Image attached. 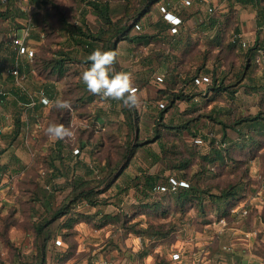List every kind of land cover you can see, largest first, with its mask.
Segmentation results:
<instances>
[{"label":"trees","instance_id":"obj_1","mask_svg":"<svg viewBox=\"0 0 264 264\" xmlns=\"http://www.w3.org/2000/svg\"><path fill=\"white\" fill-rule=\"evenodd\" d=\"M15 1L16 0H6L7 6L4 11L0 12L1 18L5 20H15L16 16L25 17L26 13L20 8L16 9L18 11L17 15L12 14ZM30 1L37 4L42 0ZM79 1L85 4L88 8V12H91L96 17L98 26L93 28L87 22L86 14L88 12L86 10L81 22H79L80 24L69 26L66 25L67 21L62 19L63 27L69 28L67 40L69 41L68 47L70 50H60L53 58L46 61L44 60L39 68L40 81L42 82L36 84L39 85V90H44L51 100L56 99L58 92L54 81L63 80L65 75L69 77H80L81 73L90 66L87 56L96 48L113 50L118 53V44L121 41L146 46L160 40V31L155 33L143 31L142 27L144 26L142 20L148 16L156 3L164 1L167 6H169L168 3L170 2V0H139V4L135 5L132 1L127 0L120 5H113L110 1L103 0ZM194 2L198 4H208L209 8H212V11L208 8L207 14L204 16L206 17L205 19L211 21L208 25V29L212 28L214 26L213 19L216 18L214 15L215 8L213 6L215 0H195ZM190 4L193 6V1H191ZM160 11L162 13L161 7ZM199 12H201L200 8L198 10L187 11L186 15L182 13V17L196 16L195 14ZM226 20H228V18H226ZM137 25L140 26L139 29H137ZM157 25H160L164 30H168L169 25V30L171 31L169 23L165 25L164 22H158ZM223 30L225 31L222 26L219 30L220 33H217L213 38L206 39L205 52L207 54L214 48L219 49L214 59V63L219 67L224 63L226 58L224 54L225 49H234L239 46L245 50L246 63L240 69L236 80L230 83H226L225 75L218 76L215 69L204 70L205 65H207L206 54L204 60L206 62L198 64L197 67L191 71L184 72L181 68L182 57L190 51L191 47L197 45L199 40L193 41L190 37L185 38L184 35L181 34L182 31L180 28L176 33L171 32L167 42L171 52L165 54L164 60L173 63V65L168 67V71L164 76L157 77V81L165 85L164 88L160 89V97L163 99V102L157 105L158 109L156 113L147 116L150 117V119L152 118V131L154 133L152 143H157L159 151L149 148L147 145H152L150 142L147 143V141L141 140L138 131L141 114L137 106L129 108L122 104V109L126 111L125 114L128 119L126 123L128 127V132L125 136L126 140L124 142L121 141L120 135L116 134L107 133V135L103 137L106 141L113 143L111 149L113 148L116 153L115 158L112 156H108V158H106L107 156L105 157L104 168H101L100 163L96 162L95 159V165L97 166L96 172L93 167H88L83 164L85 166L84 172L78 173L76 172V165L81 163L80 160L76 162L67 161L64 160L65 157L60 153L54 155L52 152L47 156H43V160L49 164L47 167L51 170L50 175L52 176V181L58 176L65 177V182L62 186H55L54 184L53 187H55L56 190L58 189L57 187H59V189H69L70 191L61 203L62 206L55 208L51 206V209L42 213L39 221L34 223L38 255L35 257L33 264H47L46 254L48 247L51 243L57 245L56 241L60 240L58 239L59 236L61 237V242L66 241L72 243L74 235L77 233L75 226L82 222L88 224L92 223L91 225L100 231H104L110 225H117V228H122L125 231V235L132 233L141 239L148 237L150 241L155 243L156 240L154 239L156 238L159 240L171 238L175 230L169 228L164 231L163 228H155L154 225L144 226L142 220L138 219L139 215L157 214L161 217H166L170 214H178L183 218L189 210L194 209V217L199 223H204L208 219L207 216L210 211H214L219 218L225 216L228 210L237 203L242 190L240 189L239 181L229 183L225 188H221L219 192H214L210 186L203 189L201 179H204V177L215 179L220 176L221 172L231 173L244 167L248 159L252 158V154L258 151L262 146L257 143V137L264 138V110L260 109L255 114L236 116L232 120H223L220 119V113L199 112V107L193 105L187 108L185 112L191 115L197 113V115L191 116L192 118L184 119L177 115L168 118L166 115L170 109L177 106L178 102H191L197 96H205L204 90L200 88V85H207V91H214L215 94L209 98L210 101L217 99V97L225 91L230 93V95H234L237 92L240 80L243 79L245 71L250 67L248 61L253 58L260 48L257 46V40L252 45L246 43L243 45L238 34H234L231 37V42L228 43L224 40V35L222 34ZM65 54H74L75 58L80 57L82 60L79 62L84 63L83 68H81L82 70L76 71L74 69L71 71L69 67L71 63L73 65L74 61H72V58H65L63 56ZM9 56L10 60L16 63L18 57L17 50H11ZM19 65L20 77L25 81L28 79V76L31 75L35 67H33L29 61L19 63ZM113 67L115 71L121 72L118 66V56L117 62ZM0 71L1 73L4 72V68L0 67ZM45 71H49L53 79H49L45 76ZM203 76H209L211 80L204 84L196 83V79H201ZM9 77L12 79L15 78L11 73ZM76 88L77 89L68 86L66 89L67 94L69 92L71 94H76H74L75 97L71 101L74 110L75 108L85 106V104L92 102L95 97V95L87 90L86 85L81 79L77 81ZM12 90H14L16 94L14 104H18L20 101L28 102L30 100L28 94L22 91V88H13ZM3 94L4 93L0 91V99L5 98ZM85 94L89 95L88 99H84ZM161 103L164 105L163 107L160 105ZM46 106L48 105H45L39 100V97H37L36 104L29 109L31 119H36ZM50 108L52 111L56 110L58 113L60 112V124L67 126L68 112L66 110L61 111L54 109L52 106ZM231 112L229 111L228 113ZM202 117H208L209 119H207L212 124H219L221 128V134L219 136L201 133L200 139L198 140L199 142L197 143H202L203 140L209 141L206 152L200 151L197 148L194 150L190 149L188 155H183V152L174 150V148L177 147L176 143H172L171 146L166 144L163 139L164 133L169 135H181L183 132L188 131L192 132L193 135H197L195 130H192V127L194 128ZM25 127V120L17 116L14 123V130L12 131L13 135L10 136V142L19 139ZM200 130L202 131V129ZM118 132L119 134L121 133V127ZM229 132L234 135H231ZM91 135H93V133ZM99 136L103 135L100 134ZM117 139L119 142H117ZM8 150L7 146H4L3 150L0 151L1 174H3V172L7 173L13 162H16V164L22 167V159L17 156L15 152L13 154L14 160L3 161L2 157ZM139 150H143V155L147 164L146 167L144 165L141 166L142 164L140 161L136 160ZM234 153L244 155L237 157L233 155ZM195 158L199 159L200 168L190 175L187 171L194 165ZM132 160H135L137 164H134L130 169L129 172L132 174H125ZM156 163L162 165L161 170L167 168L173 171L174 177L172 176V178L178 182L176 189L171 188V177L168 178L160 172H150L147 169ZM138 164L140 166H138ZM134 167H136L138 172L134 170ZM182 180L188 183V185H180L179 182ZM97 181L105 185L101 190L97 189L95 186H91ZM113 186H115L114 193H117L118 208L115 212H107L102 208V204L105 202L99 195L111 189ZM161 186H166L167 189L162 191L160 190ZM129 190H133L132 196H129V198L131 197L130 204H132L133 208L132 213L124 212L127 202L125 198L129 195ZM46 197L51 200L53 194L50 193L45 195V198ZM41 199L42 198L37 197L34 198V201H40ZM83 202L86 203L87 206H90L93 211L83 208L79 209V204ZM69 247L70 249L66 252H56L55 260L58 263H62L64 259L72 255L73 250L71 245ZM187 254L186 251V255L184 254L186 258L188 257ZM18 255L20 256V254ZM170 261L173 262L171 256ZM165 262L166 260L163 259V261L158 264H165Z\"/></svg>","mask_w":264,"mask_h":264},{"label":"rangeland","instance_id":"obj_2","mask_svg":"<svg viewBox=\"0 0 264 264\" xmlns=\"http://www.w3.org/2000/svg\"><path fill=\"white\" fill-rule=\"evenodd\" d=\"M103 1H110L113 5H120L127 0ZM130 1L135 5L139 4V0ZM6 6V0H0V12L4 11ZM13 8L12 14L17 15L18 11L16 9L20 8L26 13V15L25 17L16 16L15 20H5L0 17V67L4 68L5 71L4 76L0 71V91L5 95L4 99H0V151L3 150L4 146H7L10 151L5 152L2 157L3 161L14 160L13 154L15 152L24 163H22V167H20L16 162H13L7 173L3 172V174H1L0 172V264H14L16 261L13 259V253L16 255L21 253L29 254V258H31V254H33L34 251V244L32 246V242H35L37 239L34 232V223L38 222L42 215V205L38 203V201L34 205V198H44L45 195L52 193L53 197H51L50 204L55 208L62 206L61 203L64 201L66 194L68 193V190H62L59 189V187H57L58 189L56 190V188L53 187L54 184L55 186H62L65 181H63L64 179L62 177L52 181V176L50 175L51 170L47 167L49 164L43 160V154L41 151L43 140L46 137L47 139L53 140V138H50L46 134L47 126L50 123H54L49 109L45 112L46 116L43 119L39 118V121L36 123L35 128L38 127V131L34 129V132H31L32 130L29 131L28 129L24 132L26 135L10 142V136L13 135V132L11 133L9 130H14L16 117L19 116L22 118L25 115L24 113L27 112L22 104L23 102L14 104L16 94L12 89H20V84H22L24 88L29 87L32 91L37 90L36 84L41 80L39 68L40 65H42V62L53 58L60 50H70L68 47L69 41L67 40L69 28L63 27L62 19L67 21L66 25L69 26L80 24L79 22H81L85 10L88 12L87 6L79 0H42L37 4L32 3L30 0H16ZM86 20L91 27L95 28L98 26L97 19L91 12L86 14ZM149 20L148 16L147 21L150 22ZM147 21L146 27L148 24ZM16 40H19V42L23 40V45L27 47L28 50L33 51V54L29 55L28 52H22L20 45L19 43H16ZM13 49H16L18 54L16 63L11 61L9 56V52ZM224 54L227 56V63L225 66L227 70L230 67L236 69L246 63L245 50L239 46L230 50V52L224 51ZM206 55L207 62H213L216 58L212 50ZM63 56L65 58L73 59L72 61H74V63L73 65L71 63L69 67L71 68V71L74 69L76 71L82 70L81 68H83L84 63L79 62L82 60L80 57L75 58L74 54H65ZM262 60L259 61L261 66H263ZM26 61H29L35 68H33V72H31V75L27 80L23 81L19 77L18 80H20L21 83L18 84L17 80H12V78L9 77V69ZM255 64L254 74L256 76H261L260 65H258L259 63L257 62ZM44 75L49 79H53L49 71H45ZM80 79V77H69L68 75H65V78L61 81L66 85V88L67 86H70L77 89L76 83L77 81H80ZM74 94L75 93L71 95L74 96ZM238 98L239 100L235 102V106L237 103H240V105L234 107L231 113L222 115L223 118H229L232 120L236 116H240L243 110H246L247 112H252L254 110L255 112L256 107L245 106V104H249L252 97L244 94V89L238 93ZM218 103L226 108L228 106L227 99L221 98ZM187 108H189V105L184 102H179L177 106L172 109L170 114H178V117L184 119H189L197 115V113L193 115L185 113ZM261 109L264 110V104L261 106ZM209 110L210 106H205L204 110L202 109L200 112L209 113ZM207 118L208 117H202L200 122L195 125L194 128L192 127V130H195L197 135H193L192 132L188 131L183 132L181 135H169L164 133V141L169 146H171L172 143H176L177 147L174 148V150L183 152V155H188L190 149L194 150L197 148L200 151L206 152L209 141L203 140L202 143H197L199 142L198 140L200 139L201 133L216 135L220 130V127L218 128L216 125L210 124L208 121L209 118ZM152 126V118L150 119V117L145 116L142 125L139 124L138 131H140L142 141H147V143L150 142L152 144L147 145L149 148H156L158 147L157 144L152 143L154 135ZM3 127L5 130H3ZM200 129H202V131ZM116 131L118 132V130ZM127 132L128 127L122 126L121 133L119 134L121 141L124 142L126 140L125 136L127 135ZM68 139L69 138H67V140ZM117 142H119L118 139ZM93 143H96V139L93 140ZM105 143L106 144L102 145V147H98L101 148L99 156L102 157L101 160L104 161L106 156V158H108V156H112L113 158L116 157L115 150H113V148L111 149L113 143L109 141H106ZM257 143L262 146L258 151H255L254 154H252V158L248 159V168L242 167L231 173L221 172L220 176L215 179L204 177V179H201L203 189L210 186L214 192H219L221 188H225L229 183L241 182L243 179L248 178H250L249 181L253 184L257 185L260 182L262 183V181H264V138L257 137ZM96 147L97 146L92 144L89 149L93 151V149H97ZM233 155L240 157L242 154L234 153ZM136 160L140 161L142 164L141 166H147L143 150H139ZM25 164H28V166ZM138 166L140 165L138 164ZM161 168L162 165L159 164L147 169L151 172L159 171L162 175L168 178L172 176L174 177L172 170L167 168L161 170ZM199 168V159L195 158L194 165L187 172L191 175L196 170H199ZM134 170L138 172L136 167H134ZM77 172H81V169L79 168ZM249 173L250 176H248ZM91 186H95L97 189L101 190L105 185L98 183L97 181ZM250 188L251 190H255L254 187ZM247 191L248 194L251 193L248 189ZM114 192L115 186L99 195V197L105 202L102 204V208L107 212H115L118 208L117 193L115 194ZM132 192V190H129V196H132ZM126 198L128 199V197ZM127 202L124 212L132 213L133 208L132 204H130L131 201L128 200ZM78 208L93 211L90 206H87L84 202L80 203ZM247 208L249 209L250 214L251 210L249 207ZM256 210L258 209H254V211ZM138 219L142 220L144 226L154 225L155 228L160 227L163 228L164 231L173 228L175 233L167 240H159L156 238L154 239L156 240L155 243H153L148 237L138 239L136 236H126L121 233L117 228V225H110L104 231H99L98 229L94 230L92 228V223L90 225L84 224L82 229H80L81 235H76V240L80 241L78 249L81 251V248H86V246L82 244V240H97L98 242L112 241L113 246L116 245L117 241H125L128 242V245L127 243H124L123 248L119 249V251H129V255L125 257L127 260L122 264H158L163 261V259L166 260L165 264H176L170 261L171 253L179 251L186 255L185 249L190 250L195 244V240L188 236L190 232L198 229L197 227L201 225L194 217V209L189 210L183 218L178 214H170L166 217H161L157 214H142L138 216ZM85 236L86 238H83ZM184 241L185 244H183ZM56 243L57 245H61L60 240L59 243L57 241ZM19 251H21V253H19ZM29 260L26 259V261H19V264H28L30 262Z\"/></svg>","mask_w":264,"mask_h":264},{"label":"crops","instance_id":"obj_3","mask_svg":"<svg viewBox=\"0 0 264 264\" xmlns=\"http://www.w3.org/2000/svg\"><path fill=\"white\" fill-rule=\"evenodd\" d=\"M185 1L186 0H170L168 3L170 7L167 6L164 1L156 3L152 11L148 14L150 22L147 21L148 16L142 20L144 32L155 33L160 31L159 36L161 39L157 42L146 46L131 44L127 41H121L118 44V66L120 67V71L130 72L132 74L134 86L139 97V104L137 105V108L141 114L140 124L142 125V121L145 119V116H150L156 113L158 109L157 105L160 102H163V99L160 97V89L164 88L165 85L164 83L158 82L157 77L164 76L168 71V67L173 65V63L164 60L165 54L171 52L167 45L171 31L169 30L167 20L164 18V13H161L160 11V7L162 5H165L170 12L176 14L182 19V23L179 25V28L182 31L181 34L184 35L185 38L190 37L193 41L199 40V43L191 47L190 51L186 54L184 53L185 55L182 57L181 68L184 72L191 71L197 67L198 64L206 62L204 61L206 54L205 41L207 38H213L217 33H220L219 30L222 28V26L225 29V31L223 30L222 32L224 35V40L228 43L231 42V37L234 34H238L241 41L249 45L254 44L257 40V46H259L260 49H258L253 58L248 61L250 67L245 71L244 77L242 80H240V83L238 84V90L234 95H230V93L225 91L219 95L217 99L210 101L209 98L215 94L214 91H207V85H200V88L204 90L205 96H197L191 102L181 101L189 105V107L193 105L195 107H199V112L202 109L204 110L205 106H210V110L208 111L209 113L218 112L220 113V119L228 120L229 118H223L222 115L229 114V111L231 112L234 107L240 105V103H237L235 106V102L239 100L238 93L244 89V94L252 97V100L249 102V104H245V106H254L256 107V110L255 112L254 110L252 112L243 110L240 116L255 114L264 104V0H215L213 6L215 8L214 15L216 18L213 19L214 26L210 28L211 30L208 29V25L211 21H208L205 19L206 17H204L207 14L209 5L204 3L198 4L194 2L195 0H190V2L193 1V6H191V4H186ZM199 8L201 9V12L195 14L196 16L192 15L188 17L186 16V18L182 17V13H185L186 15L187 11L198 10ZM226 18H228V20H226ZM146 21L148 22L147 27ZM158 22H164L165 25H168V30H164L160 25H157ZM232 49L233 48H229L228 50L225 49L224 51L230 52ZM212 52L217 54L219 49L214 48ZM260 60L263 61V66H261L259 62ZM256 62L259 63L258 65H260L261 76H256L254 74ZM226 63L227 56L224 60V63H222V65L219 67H217V65L214 63V60L213 62L208 61L204 70L215 69L218 76L225 75L226 83H230L231 81L236 80L242 66L236 69L230 67L227 70L225 67ZM4 73L5 71L1 74L4 76ZM12 80H15V78ZM41 82L42 81H39L38 83ZM54 82L58 90L56 98L62 97L72 101L75 95L72 96L70 92L68 94L66 93L68 86L66 88V85L62 81ZM36 86L38 87L36 91H32L31 88L27 86L26 87L29 92L37 95V92L39 91V85ZM88 97L89 95L85 94L84 99H88ZM221 98L227 99V108L218 103ZM28 102H23L25 110L27 111L22 117L26 123L23 133L28 129L29 131L32 130L31 132H34V129L38 131L39 128H35V125L39 121V118L43 119L46 116L45 112L47 109L50 110L54 123H61L59 114L60 112L58 113L56 110L52 111L50 109L51 106L44 107L40 114L41 116L39 115L36 117V119H31L29 109L32 106L28 105ZM121 105V101H105L99 96H95L93 101L85 104V106L75 108V110L71 112L67 111L68 121L66 125L67 127L71 128L74 135L68 140L67 138L63 140H50L47 139V137L44 138L43 145L41 147L43 156H47L52 152L54 155L60 153L65 157L64 160L67 161L70 160L72 162H76L77 160H80L81 163L76 165V172L79 168L81 169V172H84L85 166L83 164L87 165L88 167H93L96 172V162H99L100 167L104 168L105 161L101 160L102 157L99 156L101 148L98 147H102V145L106 144V139H103V137L107 135V133L119 135L116 130H119V128L122 126H127L126 123L128 122V119L125 114L126 111L122 109ZM172 109H170V111L166 114L168 118L174 116L170 114ZM209 123L212 124L210 121ZM216 126L218 128L220 127L219 124H216ZM3 130H5L4 127ZM9 131L12 133L13 130L10 129ZM23 133L21 137L26 135ZM92 133L93 135H91ZM100 134L103 136H99ZM220 134L221 128L216 136H219ZM94 139H96V143H93ZM92 144L97 146V149H93V151H91L89 147ZM76 147H79L80 149L78 154L74 153V148ZM152 148L155 151H159L158 147ZM8 151H10V149ZM22 163H24L23 160ZM247 163L244 165L246 168H248ZM134 164H137V162L132 160L130 167L125 171V174H132L129 171ZM159 164L160 163H156L152 165L151 168ZM25 165L28 166V164ZM248 176H250V173ZM60 177H62L64 179L63 181H65V177L63 176H58L55 179ZM249 180L250 178L243 179L241 182L239 181L240 189H242L239 200L234 206L231 207V209L228 210V213L225 216L218 218L214 211H210L207 216L208 219L204 223H200L201 225L197 227L198 229L190 232L188 237L193 238L195 240V244L190 250L185 249L183 246L187 253L189 252L186 259V264H194L192 262V257L201 249H204L206 252V257L204 258L202 264H226L227 261H236L239 264H264V181L256 185ZM250 187H254L255 190H251ZM247 189L251 192L250 194H248ZM69 191L70 190L68 189V192ZM127 197L128 199L125 198L126 201H131V197L129 198V195ZM50 201L51 200L48 197H44L38 201V203L42 205V213H45L47 210L51 209ZM36 202L37 201H34L33 204L35 205ZM244 207H249L251 210L247 217H242L239 214V211ZM254 209L258 210L254 211ZM84 224L88 225V223L82 222L75 226L77 233L74 235V240L72 243L66 241H62L61 245H54V243H51L46 254L47 264H103L106 262L122 264L126 262L127 258L125 257L129 255V251H119V249L123 248L124 243H127L128 245V242L125 241H117L116 245L113 246L112 241L98 242L97 240H82V244L86 246V248H81L82 250L80 251L78 249L80 241L76 240V235H81L80 229H82ZM92 228L97 230L93 226ZM118 229L122 234L125 235V231L122 228ZM126 236L136 235L130 233ZM83 238H86V236ZM139 238L140 237H138V239ZM58 239L61 240V237L59 236ZM183 244H185V241ZM70 245L73 250L72 255L67 259H64L62 263H58L55 260L56 252H66L68 249H70ZM32 246L34 251L33 254H31V258H29V254H22L21 251H19V253H21L20 256L13 253V259L16 261L14 264H19V261H26V259H30L29 263L33 264L35 257L38 255L37 242H32Z\"/></svg>","mask_w":264,"mask_h":264},{"label":"clouds","instance_id":"obj_4","mask_svg":"<svg viewBox=\"0 0 264 264\" xmlns=\"http://www.w3.org/2000/svg\"><path fill=\"white\" fill-rule=\"evenodd\" d=\"M117 56L116 51L96 48L87 56L90 66L81 73L80 78L91 94L105 101H121L124 106L132 108L139 104L134 79L130 72L114 70ZM43 102L61 111L71 112L73 108L72 102L62 97L55 100L45 98ZM46 134L55 140L71 138L74 135L71 128L57 123H50L46 128Z\"/></svg>","mask_w":264,"mask_h":264},{"label":"built area","instance_id":"obj_5","mask_svg":"<svg viewBox=\"0 0 264 264\" xmlns=\"http://www.w3.org/2000/svg\"><path fill=\"white\" fill-rule=\"evenodd\" d=\"M185 3L186 4H190V0H186ZM161 10L164 13V18L167 20V22L169 24H171V32L172 33L178 32L179 25L182 23V19L179 16H177L176 14L170 12L165 5L161 6ZM209 10L212 11V8L210 7ZM139 28H140V26L137 25V29H139ZM23 40H24V38H23ZM23 40L21 42H19V40H16V43H19L20 49H21L22 52H28L29 55H32L33 51L28 50L27 47H25L23 45ZM243 45H245V42H243ZM9 70H10V73L12 75H14L15 80L18 81V84L21 83V81L18 80V78L20 77L19 66L16 65L15 67H11ZM159 79L161 80L160 77H159ZM0 80H1V78H0ZM210 80H211V77L203 76L201 79H199V78L196 79V83L204 84L205 82H209ZM20 85H21L22 91L26 92L28 94L29 98H30V100L28 102V105L34 106L36 104V102H37V97H39V100L41 102H43L45 100V98H47L48 100H51L50 97L46 94V92L44 90H42V89L39 90L37 92V95H36V94H32L31 92H29L27 90V88H24V86L22 84H20ZM20 103H22V102L20 101ZM160 105L162 107L164 106L162 103ZM72 111H74V108H72ZM79 152H80L79 147L74 148V153L75 154H78ZM170 181H171V188L172 189H176V187L178 185V182L175 179H173L172 177L170 178ZM179 184L183 185V186H187L188 185V183H186L183 180L180 181ZM166 189H167L166 186H161L160 187V190H162V191H165ZM239 214L242 217H247L249 215V209L247 207H244L242 210L239 211ZM221 221H224V220H221ZM57 242L59 243V240H57ZM205 257H206V252H205L204 249H201L198 253H196L192 257V262L194 264H202V262L204 261ZM186 259L187 258L184 256L183 252L174 251V252L171 253V260L173 262H175L176 264H186ZM103 264H113V263L112 262H106V263H103ZM226 264H239V263L236 262V261H227Z\"/></svg>","mask_w":264,"mask_h":264}]
</instances>
